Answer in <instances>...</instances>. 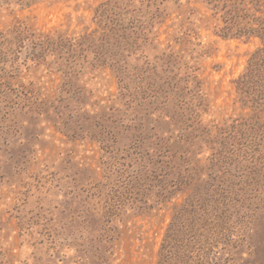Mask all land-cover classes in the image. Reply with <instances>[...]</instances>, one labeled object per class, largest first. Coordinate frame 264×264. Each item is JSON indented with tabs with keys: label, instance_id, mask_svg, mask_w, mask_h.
I'll list each match as a JSON object with an SVG mask.
<instances>
[{
	"label": "rangeland",
	"instance_id": "374dc122",
	"mask_svg": "<svg viewBox=\"0 0 264 264\" xmlns=\"http://www.w3.org/2000/svg\"><path fill=\"white\" fill-rule=\"evenodd\" d=\"M0 264H264V0H0Z\"/></svg>",
	"mask_w": 264,
	"mask_h": 264
}]
</instances>
